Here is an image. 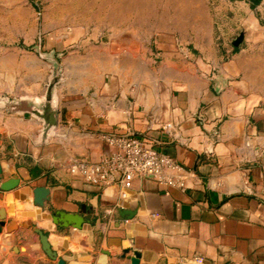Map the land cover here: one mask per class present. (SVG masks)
I'll return each mask as SVG.
<instances>
[{
	"label": "crops",
	"instance_id": "crops-1",
	"mask_svg": "<svg viewBox=\"0 0 264 264\" xmlns=\"http://www.w3.org/2000/svg\"><path fill=\"white\" fill-rule=\"evenodd\" d=\"M23 4L0 0V185L19 182L0 189V264H57L40 231L66 264H132L134 253L141 264H264L258 100L237 81L225 86L180 60L172 30L160 39L156 69L139 62L128 71L123 40L117 51L89 48L63 61L58 125L44 135L29 110L54 72L25 47L34 30ZM16 40L24 45L10 48ZM111 134H135L192 171L186 188L143 178L100 186L70 173L76 160L110 154ZM36 188L49 190L44 207L34 202ZM74 216L82 228L70 225Z\"/></svg>",
	"mask_w": 264,
	"mask_h": 264
},
{
	"label": "rangeland",
	"instance_id": "rangeland-1",
	"mask_svg": "<svg viewBox=\"0 0 264 264\" xmlns=\"http://www.w3.org/2000/svg\"><path fill=\"white\" fill-rule=\"evenodd\" d=\"M22 1L35 33L25 47L54 73L59 66L63 75V61L89 48L117 51L119 40L125 41L128 71L139 62L156 69L163 58L160 39L173 30L180 60L216 74L225 86L237 81L264 110V0L256 7L251 0ZM241 33L236 48L232 42ZM22 45L10 42V48Z\"/></svg>",
	"mask_w": 264,
	"mask_h": 264
},
{
	"label": "built area",
	"instance_id": "built-area-1",
	"mask_svg": "<svg viewBox=\"0 0 264 264\" xmlns=\"http://www.w3.org/2000/svg\"><path fill=\"white\" fill-rule=\"evenodd\" d=\"M104 140L113 149L110 154L98 162L76 160L69 168L70 173L100 186L143 178L167 187L186 188V176L192 171L158 151L152 143L135 134H111L104 136ZM195 264H202L201 259H195Z\"/></svg>",
	"mask_w": 264,
	"mask_h": 264
},
{
	"label": "water",
	"instance_id": "water-1",
	"mask_svg": "<svg viewBox=\"0 0 264 264\" xmlns=\"http://www.w3.org/2000/svg\"><path fill=\"white\" fill-rule=\"evenodd\" d=\"M244 41V34L241 33L233 42V46L238 48L242 45ZM56 72L54 75L51 77L48 85H47V90L44 99L42 100V103L40 106L35 107L32 106L30 108V113L35 116L36 118L42 120L44 122V135H47V133L56 128L58 125V117H57V109H56V103H55V89L58 85V83L62 80V71L59 66H55ZM4 102H8V99L3 100ZM2 174L1 166H0V175ZM1 181V179H0ZM19 182L18 180H14L13 182L9 183H3L0 185V189L2 191H10L18 186ZM48 195H49V190L46 188H36L34 190V202L37 206L39 207H44L45 202L48 201ZM76 217L73 223L70 225H76L77 228H82L84 224V220L80 216H74ZM81 221L80 224L78 222ZM5 222H4V217L0 216V233L2 232V228L4 227ZM41 241H42V246L46 254L49 256V258L57 264H66L65 260L62 258H59L58 255L52 250V247L49 243L48 237L42 232H39ZM131 263L132 264H141L140 263V254L134 253V256L131 258Z\"/></svg>",
	"mask_w": 264,
	"mask_h": 264
},
{
	"label": "trees",
	"instance_id": "trees-1",
	"mask_svg": "<svg viewBox=\"0 0 264 264\" xmlns=\"http://www.w3.org/2000/svg\"><path fill=\"white\" fill-rule=\"evenodd\" d=\"M252 1V6L256 7L257 5H259L261 3V0H251Z\"/></svg>",
	"mask_w": 264,
	"mask_h": 264
}]
</instances>
